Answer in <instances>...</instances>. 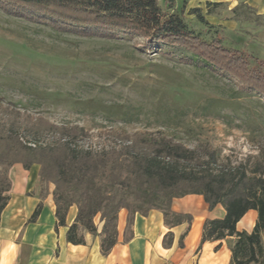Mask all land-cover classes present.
Instances as JSON below:
<instances>
[{
    "label": "trees",
    "instance_id": "obj_1",
    "mask_svg": "<svg viewBox=\"0 0 264 264\" xmlns=\"http://www.w3.org/2000/svg\"><path fill=\"white\" fill-rule=\"evenodd\" d=\"M166 2L169 8L175 5V0ZM218 5L223 4H207L210 9ZM242 6L233 10L235 15ZM0 9L9 16L84 37L138 36L143 38L140 49L144 52L158 51L183 64L227 75L240 84L241 93L264 96L263 59L226 46L220 33L206 39L190 28L183 12L170 13L159 0H0ZM189 13L208 24L201 8ZM43 123L35 133L58 135L56 144H31L8 122L0 121V220L12 187L11 167L20 163L30 170L39 165L41 202L30 221L38 219L53 184L58 225L68 227V242L83 244L90 233L102 237V251L107 255L118 241L122 209L128 211L125 241L133 236L135 215L148 216L152 210L161 211L169 226L187 221L189 230L192 217L174 213L172 202L197 194L204 196L210 209L220 204L226 211L223 219L206 220L203 241L235 236L231 264H264V149L248 171L246 165L219 164V152L209 144L189 148L171 138L136 137L126 139L119 148L97 152L75 144L83 129ZM73 206L77 215L68 226ZM250 210L258 212L253 231H237V223Z\"/></svg>",
    "mask_w": 264,
    "mask_h": 264
},
{
    "label": "rangeland",
    "instance_id": "obj_2",
    "mask_svg": "<svg viewBox=\"0 0 264 264\" xmlns=\"http://www.w3.org/2000/svg\"><path fill=\"white\" fill-rule=\"evenodd\" d=\"M159 3L183 12L206 39L220 33L226 46L264 60L263 17L237 22L228 5L207 6L219 0H175L172 8ZM193 8L202 9L208 24L189 13ZM142 44L138 36L59 32L0 9V121L31 144L57 143L58 135L35 133L43 121L78 127L84 133L75 144L97 152L136 137L171 138L189 148L209 144L219 164L252 170L264 149V96L241 93L227 75L144 52Z\"/></svg>",
    "mask_w": 264,
    "mask_h": 264
},
{
    "label": "crops",
    "instance_id": "obj_3",
    "mask_svg": "<svg viewBox=\"0 0 264 264\" xmlns=\"http://www.w3.org/2000/svg\"><path fill=\"white\" fill-rule=\"evenodd\" d=\"M219 3L228 5V13L237 22L251 20V16L255 20L264 18V0H219ZM241 4L235 15L233 10ZM260 27L264 30V23ZM39 170V165L26 170L16 163L9 171L12 187L6 194L9 201L0 220V264H231L235 236L203 241L206 220L223 219L226 211L220 204L210 209L204 196L197 194L172 202L174 213L192 217L189 230L187 221L169 226L161 211L152 210L148 216L135 215L133 236L125 241L128 211L122 209L118 217V241L107 255L102 251V237L86 233L85 243L68 242V227L58 225L53 184L38 219L30 221L41 202ZM76 215L77 206H73L67 215L68 226L75 222ZM257 219L258 212L250 210L237 223V231L252 232ZM262 240L264 244V231Z\"/></svg>",
    "mask_w": 264,
    "mask_h": 264
}]
</instances>
